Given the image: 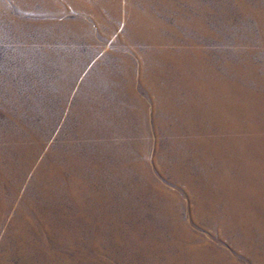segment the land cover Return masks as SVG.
<instances>
[{
    "label": "rangeland",
    "instance_id": "obj_1",
    "mask_svg": "<svg viewBox=\"0 0 264 264\" xmlns=\"http://www.w3.org/2000/svg\"><path fill=\"white\" fill-rule=\"evenodd\" d=\"M0 264H264V0H0Z\"/></svg>",
    "mask_w": 264,
    "mask_h": 264
}]
</instances>
